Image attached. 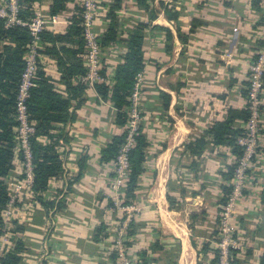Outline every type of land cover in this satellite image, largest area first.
<instances>
[{
    "label": "crops",
    "instance_id": "1",
    "mask_svg": "<svg viewBox=\"0 0 264 264\" xmlns=\"http://www.w3.org/2000/svg\"><path fill=\"white\" fill-rule=\"evenodd\" d=\"M52 2L37 0L34 9L45 14V31L66 35L79 0L69 1L55 15L50 14ZM115 4L99 0L102 16L94 25L99 36L106 32ZM152 6L156 19L137 0H121L115 8L118 39L103 46V70L113 84L117 65L124 62L126 39L147 24L141 108L149 146L136 190L140 211L128 238L129 252L134 264H212L223 188L232 181L226 173L238 158L231 145L214 144L206 131L226 119L235 129L246 124L249 65L261 44L264 0H168V7L180 12L179 21L167 18L159 0ZM193 19L199 20L194 31ZM41 46L60 51L42 52L39 68L56 90L71 97L73 117L53 123L52 137H40L44 143L57 139L64 170L42 194L53 207L26 198L18 202L12 220L24 226L21 235L15 233L25 242L21 264H116L112 253L118 214L110 207L114 162L105 161L102 151L124 127L116 121L113 102L103 99L95 86L76 87L80 74L69 78L75 88H68V68H85V47L80 49L75 40L44 39ZM203 137L206 144L194 148L201 151L197 154L189 145L195 147ZM253 164L235 214L243 245L236 264H261L264 253V90ZM102 224L106 229L96 238Z\"/></svg>",
    "mask_w": 264,
    "mask_h": 264
},
{
    "label": "trees",
    "instance_id": "2",
    "mask_svg": "<svg viewBox=\"0 0 264 264\" xmlns=\"http://www.w3.org/2000/svg\"><path fill=\"white\" fill-rule=\"evenodd\" d=\"M7 1V0H6ZM37 0H18L19 4V17L23 19H30L35 14L34 3ZM69 1L73 0H53L50 7V14L55 15L65 10ZM121 0H116L114 8L109 13L110 24L106 32L99 36L102 46H106L118 39L117 20L115 8H118ZM155 0H137L139 6L150 13V19H156L158 14L156 8L152 6ZM260 0H254L258 2ZM159 6L164 11L168 19L179 21L180 12L173 10L165 4L163 0H159ZM78 12V13H77ZM82 8L77 5L76 13L71 18V25L66 35H52L49 31L42 32V38L44 41L49 40L53 42H63L64 40H75L80 49H84L85 40L83 36L82 28ZM199 24L198 19H193L192 31ZM147 24H140L136 30H134L128 39H126L127 49L124 54V62L117 65L114 83L100 82L94 86L103 99H110L114 106L117 108L116 121L119 125L124 127L123 133L116 135L107 147L102 151V158L105 161H113L119 151L121 144L126 139V125L128 121V115L126 107L129 103V95L131 94L138 73L142 72L145 67L144 56V28ZM167 32V39H173V34L170 29H165ZM180 33V32H179ZM31 40V34L27 27L16 25L13 27H6L5 19L0 17V243L1 238L5 234L10 233V239L5 244L4 254H0V264H21L22 251L24 249V241L22 237H15L16 234H22L24 232V226L19 224L17 220H12V225L6 222L4 212L8 206L11 198V191L8 184V179L13 177V173L17 169L22 168V162L24 161L23 150L18 147V121L16 112V102L18 88L22 78V73L25 68V53L26 45ZM172 48L167 45V49ZM51 53L54 55H60L59 49L56 47H45L40 50V53ZM86 72V68H81L79 65H74L68 68L66 78L68 79V88L71 90L73 87L71 84V78L74 74L83 75ZM102 73L105 74L104 70ZM83 84V83H82ZM78 82L79 86L82 85ZM83 86V85H82ZM75 88V86L73 87ZM70 94V93H69ZM71 96V95H70ZM71 97L64 96L58 90L55 89L52 80L46 76L42 70L38 71L37 79L35 80V86L31 88L30 97L27 100V107L29 117L35 126V132L30 136L29 143L32 153L34 182L33 189L37 194L36 200L43 202V204L51 208L54 206V202L46 201L43 199L42 194L48 189L49 182L52 178H59L63 173V160L60 153L57 150L59 142L57 139H53L50 143H44L40 140L41 136L51 135V130L54 127L55 122H67L73 117L70 112ZM249 117V111H248ZM248 119V118H247ZM142 122L139 125L138 133L136 134V145L130 150L129 158L131 164V171L128 178V183L125 188V204L131 202V199L136 198V190L138 188L139 178L145 171L144 163L147 157V149L149 141L147 137L142 133ZM207 134L213 136L214 144H229L233 147V152L237 155V158L241 157L244 152V147L239 143V138L244 134V128L235 129L232 125L231 119L215 122ZM206 144L205 137L195 141V147L189 145L193 152L200 154L201 151H197L194 148L203 147ZM235 164L228 168V179L234 177L236 168ZM22 177V175H18ZM232 184L225 185L223 188V197L221 204L225 205L232 193ZM171 197L169 196V200ZM110 204H113L110 200ZM60 206V204H59ZM122 216H118L117 228L120 226ZM106 229V225L102 224L96 234V238H99V234H102ZM135 222L132 220L128 225V235L134 234ZM12 233V234H11ZM217 240V239H215ZM13 243V246L11 247ZM116 239L113 240V248L115 247ZM125 244L130 245V241L125 240ZM204 252H207L208 246L205 245ZM235 253V251H234ZM112 257L117 259V250L114 248ZM220 259V250L215 249V257L212 259V264H217ZM238 259L233 256L231 264H236ZM260 263L264 264V253L260 257Z\"/></svg>",
    "mask_w": 264,
    "mask_h": 264
},
{
    "label": "built area",
    "instance_id": "3",
    "mask_svg": "<svg viewBox=\"0 0 264 264\" xmlns=\"http://www.w3.org/2000/svg\"><path fill=\"white\" fill-rule=\"evenodd\" d=\"M82 8V28L85 40L84 64L86 72L79 77V81L85 85L94 86L100 82H111L107 74H103V46L99 34L95 31L94 25L97 19L102 16L99 0H79ZM0 17L5 19L6 27L21 25L27 27L31 34V40L26 45L25 68L18 88L16 112L18 125V147L23 150L24 161L19 176L8 179L11 198L4 212L6 222L9 224L13 215L18 209L17 203L23 199L36 201L37 195L33 189L34 173L32 153L29 143L30 136L35 132V126L29 117L27 100L30 91L35 86L39 64L41 60L40 50L42 48V32L46 29L47 19L45 14L36 10L33 17L23 19L19 17L18 0H0ZM144 81L143 71L138 73L134 88L129 95V103L126 107L128 121L126 125V139L121 144L114 160V175L111 180L110 189L115 207L114 210L124 214L120 226L116 231L117 250L116 264H133L129 255V247L125 244L128 225L131 222L128 215L129 208L133 203L125 204V188L131 171L129 153L136 145V134L139 125L143 120L141 108V92ZM264 90V25L261 34V44L255 54L254 60L249 65V85L247 90L249 117L244 126V134L239 138V143L244 147L241 157L236 160V168L231 184L232 193L220 213V234L217 248L220 250V259L217 264H231L234 254L243 249V245L237 236L236 209L237 200L241 197L248 179V173L253 167L254 159L258 153V137L260 133L261 116V94ZM130 221V222H129ZM219 231V230H218ZM9 234L1 238L0 254H4L5 244L9 241ZM235 251V253H234Z\"/></svg>",
    "mask_w": 264,
    "mask_h": 264
},
{
    "label": "rangeland",
    "instance_id": "4",
    "mask_svg": "<svg viewBox=\"0 0 264 264\" xmlns=\"http://www.w3.org/2000/svg\"><path fill=\"white\" fill-rule=\"evenodd\" d=\"M164 1V3L165 4H168V0H163ZM170 8H172V9H174L175 10V7L173 6V7H170ZM147 35V34H146ZM240 201V199H238L237 200V203ZM112 202H113V204H111L110 205V207H111V209H112V211H113V213L115 212V213H117L118 214V216H122L123 217V215L124 214H121L122 212H120V211H117V210H114L113 209V207H115V204H114V201L112 200ZM130 203H133L134 205H133V208H129V212H128V215H130V218H131V220L130 221H132V220H134L135 221V219H136V216L139 214V211H140V207L138 206V204H137V200H135V198L134 199H131V202ZM17 205H19L18 203H17ZM22 205V204H21ZM237 207L238 206H235V209H236V211H237ZM222 210V209H221ZM221 216V215H220ZM129 221V222H130ZM219 222H220V219H219ZM236 224H237V221H236ZM117 227V226H116ZM237 227H238V225H237ZM217 230H219L218 231V233H217V235H216V239H218V238H222V235L220 234V228H219V224H218V229ZM238 236V235H237ZM116 238V231H115V237H114V239ZM128 238H129V235L128 234H126V239L128 240ZM177 244V243H176ZM178 245V244H177ZM216 247H217V242H216ZM129 255H130V257H131V259H132V261H133V257L131 256V254H130V252H129ZM234 257H236L237 258V254H234L233 255ZM133 264H134V261H133Z\"/></svg>",
    "mask_w": 264,
    "mask_h": 264
}]
</instances>
